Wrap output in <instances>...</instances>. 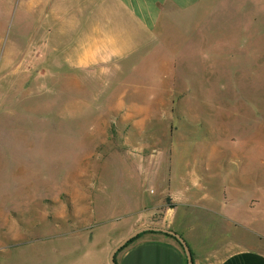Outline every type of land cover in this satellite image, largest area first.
I'll list each match as a JSON object with an SVG mask.
<instances>
[{
  "label": "rangeland",
  "instance_id": "rangeland-1",
  "mask_svg": "<svg viewBox=\"0 0 264 264\" xmlns=\"http://www.w3.org/2000/svg\"><path fill=\"white\" fill-rule=\"evenodd\" d=\"M195 11L197 21H164L163 41L143 57V147L166 155L175 132V161L184 164L189 131L223 125V163L233 169L247 145L255 159L264 155V0H204ZM47 19L45 0H0V231H15L0 264H102L130 218L83 216L110 215L108 198L143 191L123 158L136 157L139 139L125 146L118 134L127 128L114 118L122 91L108 90L106 75L66 72L50 41L59 21Z\"/></svg>",
  "mask_w": 264,
  "mask_h": 264
},
{
  "label": "crops",
  "instance_id": "crops-1",
  "mask_svg": "<svg viewBox=\"0 0 264 264\" xmlns=\"http://www.w3.org/2000/svg\"><path fill=\"white\" fill-rule=\"evenodd\" d=\"M203 1L45 0V9L49 10L46 21H59L58 29H51L50 41L53 50H59L66 72L106 75L101 79L106 88L122 91L115 98L113 106L118 107L119 113L114 118L127 128L118 134L124 138L125 146L132 145L133 135L139 139L138 151L131 154L136 157L127 154L123 158L124 163L132 159L127 169L143 182V191L127 197L123 190L118 200L113 201L114 196L108 198L110 215L93 208L83 217L103 216L122 222L130 218L119 225L124 229L118 241L142 219L144 225L154 223L173 229L185 239L193 264H264V229L260 225L264 221V155L260 158L259 150L255 159V149L247 145L241 153L249 157L239 155L236 167L229 169L223 163L227 156L222 143L226 142L223 125L219 129L205 127L200 135L189 131V157L184 164L175 161V132L169 135L166 155L162 147L149 153L143 147V121L149 118L143 117V88H148L143 87V83L148 84L143 81V74L147 73L143 57L148 55L150 45L155 47L163 41L164 21H197L191 13L196 10V15ZM161 81L155 82L156 87L163 85ZM135 104L141 109L133 115ZM257 120L254 135L258 136L259 117ZM150 186L159 193L151 195L154 189ZM86 223L89 224L82 227L88 230L95 222L87 219ZM102 226L105 229L106 223ZM13 230L12 226H2L0 250L13 238ZM247 234L255 240L249 242ZM116 243L108 240L102 252L107 258L102 264H110L108 255ZM115 261L187 264L179 241L154 231H146L128 242L115 254Z\"/></svg>",
  "mask_w": 264,
  "mask_h": 264
},
{
  "label": "water",
  "instance_id": "water-1",
  "mask_svg": "<svg viewBox=\"0 0 264 264\" xmlns=\"http://www.w3.org/2000/svg\"><path fill=\"white\" fill-rule=\"evenodd\" d=\"M146 231H154V232H160L163 234L170 235L174 237L179 243L182 245L183 250L186 255L187 264H193L192 254L191 251L185 241V239L175 230L164 227V226H158V225H144L137 227L133 229L129 234H127L125 237H123L120 241H118L110 250L108 255V261L110 264H116L115 261V254L130 240L138 236L140 233L146 232Z\"/></svg>",
  "mask_w": 264,
  "mask_h": 264
},
{
  "label": "trees",
  "instance_id": "trees-1",
  "mask_svg": "<svg viewBox=\"0 0 264 264\" xmlns=\"http://www.w3.org/2000/svg\"><path fill=\"white\" fill-rule=\"evenodd\" d=\"M140 234H142V233H140ZM140 234H139V235H140ZM139 235H138V236H139ZM165 235H167V234H165ZM138 236H136V237H138ZM168 236H170V235H168ZM136 237H135V238H136ZM171 237H172V236H171ZM135 238H133L132 240H134ZM172 238H174V237H172ZM174 239H175V238H174ZM132 240H130L129 242H131ZM125 245H126V244H125ZM125 245H124V246H125ZM124 246H123V247H124ZM123 247H122V248H123ZM122 248H121V249H122Z\"/></svg>",
  "mask_w": 264,
  "mask_h": 264
}]
</instances>
